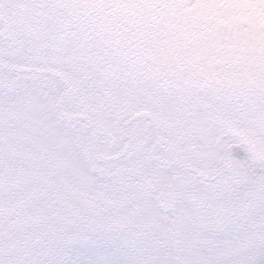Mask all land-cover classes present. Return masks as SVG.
Here are the masks:
<instances>
[{
	"label": "snow or ice",
	"instance_id": "1",
	"mask_svg": "<svg viewBox=\"0 0 264 264\" xmlns=\"http://www.w3.org/2000/svg\"><path fill=\"white\" fill-rule=\"evenodd\" d=\"M101 8L0 0V264H264V79Z\"/></svg>",
	"mask_w": 264,
	"mask_h": 264
},
{
	"label": "rangeland",
	"instance_id": "2",
	"mask_svg": "<svg viewBox=\"0 0 264 264\" xmlns=\"http://www.w3.org/2000/svg\"><path fill=\"white\" fill-rule=\"evenodd\" d=\"M114 20L163 25L171 70L189 78L227 67L239 85L264 79V0H100ZM107 5V7H103Z\"/></svg>",
	"mask_w": 264,
	"mask_h": 264
}]
</instances>
